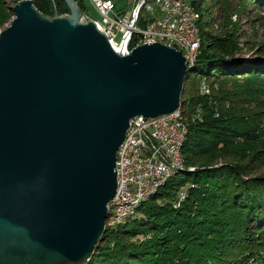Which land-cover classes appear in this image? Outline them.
Segmentation results:
<instances>
[{"label": "water", "instance_id": "obj_1", "mask_svg": "<svg viewBox=\"0 0 264 264\" xmlns=\"http://www.w3.org/2000/svg\"><path fill=\"white\" fill-rule=\"evenodd\" d=\"M65 2L49 17L21 0L0 34V264L89 262L132 123L180 110L193 64L160 42L122 55Z\"/></svg>", "mask_w": 264, "mask_h": 264}, {"label": "trees", "instance_id": "obj_2", "mask_svg": "<svg viewBox=\"0 0 264 264\" xmlns=\"http://www.w3.org/2000/svg\"><path fill=\"white\" fill-rule=\"evenodd\" d=\"M19 1L0 0V28ZM33 2L45 16L71 13L65 0ZM201 15V47L181 97L185 165L124 223L108 220L87 264H264V124L242 104L264 96V48L239 57L237 42L214 35Z\"/></svg>", "mask_w": 264, "mask_h": 264}, {"label": "built area", "instance_id": "obj_3", "mask_svg": "<svg viewBox=\"0 0 264 264\" xmlns=\"http://www.w3.org/2000/svg\"><path fill=\"white\" fill-rule=\"evenodd\" d=\"M106 25L105 34L119 53L129 54L147 43H163L182 51L192 63L196 60L193 6L187 0H127L130 12H119L115 0H89ZM145 14V26L140 21ZM182 128L176 112L162 117H138L118 153L117 198L140 199L175 167L176 147ZM124 218V217H123ZM121 220V219H120Z\"/></svg>", "mask_w": 264, "mask_h": 264}, {"label": "rangeland", "instance_id": "obj_4", "mask_svg": "<svg viewBox=\"0 0 264 264\" xmlns=\"http://www.w3.org/2000/svg\"><path fill=\"white\" fill-rule=\"evenodd\" d=\"M8 1H11V3H13L12 0H8ZM83 1H84L83 3L86 5L85 6L86 14L91 19L95 21H100V16L98 15L97 11L94 9L90 1L89 0H83ZM187 1L191 4L192 0H187ZM193 1L197 5H199L201 12L197 11L195 8L194 9L199 13L200 18H202L201 13L203 14V21L207 23V28L209 31H211L214 35L226 37L227 39H231L232 41L237 42L238 47L241 50L238 55L239 57L244 59L256 57L257 51L261 48H264V47H260L261 45H264V4L259 6L258 4H254L252 1L249 0H193ZM115 2L117 3L119 12H121L122 14H126L130 12L131 6L127 0H115ZM224 9L226 10V13L224 12ZM148 18L149 15L145 14L143 19L145 21ZM13 19L14 17H12L11 21L5 25V29L11 25ZM3 30H4L3 28H0V34ZM199 37H200V33H199ZM243 81L245 82V84L246 83L250 84V80H246V78H243ZM200 83H199L200 92L202 93L201 91L202 85L206 84L210 90L208 94H210L211 88L208 82L204 80L202 81L200 80ZM209 83H211V81H209ZM188 86L189 89L192 88V83H189ZM204 88L206 89V87ZM191 90L193 89H190V92ZM242 104L244 106L250 107L252 114H256L258 119L262 120L264 124V96H261L256 93H252L250 102L244 101L242 102ZM179 111L182 114V111L181 110ZM182 122L185 125L183 118H182ZM183 164H184V160H183ZM189 170H194V168H190ZM261 172L264 174V169ZM185 191L186 190L180 192L179 202L185 200L186 198ZM146 200L148 199L143 200V202H145ZM143 202H141L140 205ZM140 205L136 206L132 210L129 216L134 214V212L137 210V208ZM114 206L115 204L110 209L109 220L112 219L113 222L112 226H115L117 224H122L129 218V216H127L124 218V221L117 223L115 218Z\"/></svg>", "mask_w": 264, "mask_h": 264}, {"label": "bare ground", "instance_id": "obj_5", "mask_svg": "<svg viewBox=\"0 0 264 264\" xmlns=\"http://www.w3.org/2000/svg\"><path fill=\"white\" fill-rule=\"evenodd\" d=\"M199 18H200L199 13L193 8V24L196 27V30H195V41H196V49H197L196 58H197V55L200 51V46H201V40L199 37L200 32H199V27L197 25ZM99 28L103 32H106V25H99ZM111 46L113 47V49L115 51H117L119 53L118 46H114V45H111ZM176 116H177V124L179 126H181V128H182L181 137H180L179 143L177 144V147H176V162L179 163L180 167H175V168H172L171 170H169L166 173V175L164 176V178L162 180H159L157 185L155 187H153L151 190H149L143 198H140V199L116 198L114 203L111 204V207L115 204L114 212H115V218H116L117 223L124 221V218L129 216L131 214L132 210L136 206L140 205V203L143 202V200L149 199L151 197V195H153L160 187H162L169 178H171L176 172H178V170H180L183 167L184 164H183V157H182V147H183V143L185 141V137L187 135V133H186L187 127L182 122L183 117H182V114L179 110L176 112ZM111 207H110V209H111Z\"/></svg>", "mask_w": 264, "mask_h": 264}]
</instances>
